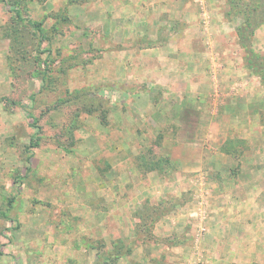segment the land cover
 I'll list each match as a JSON object with an SVG mask.
<instances>
[{"label":"rangeland","instance_id":"rangeland-1","mask_svg":"<svg viewBox=\"0 0 264 264\" xmlns=\"http://www.w3.org/2000/svg\"><path fill=\"white\" fill-rule=\"evenodd\" d=\"M192 2L200 32L187 42L201 52L202 38L207 64L199 76L180 66L171 89L157 58L182 42L162 11L176 0H0V264H168L167 247L212 233L205 190L241 162L212 159L201 122L230 97L264 108V0H223L215 14ZM231 63L249 93L218 79ZM195 190L192 224L161 226Z\"/></svg>","mask_w":264,"mask_h":264},{"label":"crops","instance_id":"crops-1","mask_svg":"<svg viewBox=\"0 0 264 264\" xmlns=\"http://www.w3.org/2000/svg\"><path fill=\"white\" fill-rule=\"evenodd\" d=\"M147 1L150 2V0ZM153 1L159 2L160 0H151V2ZM183 1L185 0H176L175 6L177 9H162L163 12L168 11L169 17L179 18L181 24L177 25L176 32L183 33L181 43L171 41L167 45V53L161 47L164 53L160 52V58H157V64L169 67V71L178 70L177 73L167 72L166 81L172 82L169 85L171 89L176 87L173 82L186 78V74L182 76L183 71L180 66H195L196 69L194 68L192 73H196L199 67L200 71L197 74L199 76L202 75L201 67H205L207 64L202 38L198 36V44L202 46L201 52L194 46V43L187 42V33L196 32L199 24L195 23L197 12L192 9V5H194L192 0H189L186 4ZM197 2H199V8L203 10L205 8L211 9L214 14L219 13L222 9L221 6L224 4L223 0H197ZM184 6L186 9H184ZM179 9L184 10V12ZM217 19L214 20L213 27L219 33H225L224 27H226V24H219L220 21ZM176 22L174 21V23ZM220 37L223 38L224 36L220 35ZM172 66L173 69H171ZM175 66H178L177 69ZM229 71L224 72L218 78L222 82H226V90H229L227 88H229L231 82L236 86L241 83L242 91L249 93L248 90L251 87L247 89V86L243 85L246 83V74L236 71L232 63ZM247 93L243 95H246L245 97L251 96ZM194 96V98L206 97V95L202 96L201 94ZM203 100L199 101L203 103ZM228 101L230 102L228 104L216 105L213 110L215 116L209 124L207 121L205 123L201 122V128L202 125H205L209 129L206 141L209 146L207 154L212 159L221 157L231 162L239 161L241 162V171L236 174V177L227 174L224 177L225 179H222V176L219 175L215 180H210L208 189L205 191L208 192L210 189L212 193L210 196H213L211 204L206 206L205 203V206L209 212H212V215L209 214L205 224L208 229L210 227L212 233L206 238H202V242L199 239L190 237L188 239L189 244L186 247H167L164 255L168 264H264V232L257 231L259 226H264L263 217L258 216L264 203L262 197H260V194H264V168H262L264 165V123L262 124L259 118V113L262 110L264 111V108H259L261 105L258 98L248 104H245V101L248 100L240 99L241 103L239 105H236L239 101L237 98L230 97ZM201 111L203 112V110ZM260 133L263 135L260 136ZM187 145L190 149V146L196 144L187 142ZM238 153L239 155H237ZM233 156H239L238 160ZM212 159L210 160L212 161ZM197 175H205V173L199 172ZM186 188H188L186 185L180 186L178 193H183ZM251 193L254 195L250 197L249 194ZM197 195L198 191L195 190V196ZM261 196L264 197V195ZM199 199L200 194L196 203L192 206L188 200H185V203H177L179 212L177 215L175 214L176 217L161 220L160 225L162 226L167 221H171V223L175 221L179 225L192 224V221L188 219L192 216V212L201 214V208L204 207ZM206 201H208V198ZM254 216L256 217L255 223L250 220ZM254 224L257 229L254 228ZM261 242L263 243L261 244ZM154 257H162V255L155 254L154 251L147 252V261L154 259Z\"/></svg>","mask_w":264,"mask_h":264},{"label":"trees","instance_id":"trees-1","mask_svg":"<svg viewBox=\"0 0 264 264\" xmlns=\"http://www.w3.org/2000/svg\"><path fill=\"white\" fill-rule=\"evenodd\" d=\"M39 1H41V0H39ZM18 15V14H17ZM35 27L37 26V24H33ZM29 116H30V114H28Z\"/></svg>","mask_w":264,"mask_h":264}]
</instances>
